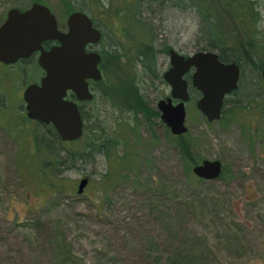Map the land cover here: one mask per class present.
Wrapping results in <instances>:
<instances>
[{"label": "rangeland", "instance_id": "rangeland-1", "mask_svg": "<svg viewBox=\"0 0 264 264\" xmlns=\"http://www.w3.org/2000/svg\"><path fill=\"white\" fill-rule=\"evenodd\" d=\"M137 1L0 0V25L10 8L43 2L62 29L83 10L103 32V78L81 102L84 133L74 141L27 116L23 92L42 72L36 59L0 61V264H264V0H210L241 62L239 87L210 122L187 75L188 131L179 137L157 103L171 92L169 49L192 54L208 38L202 16L190 0ZM137 18L153 41L141 38ZM193 155L220 159L225 174L190 177Z\"/></svg>", "mask_w": 264, "mask_h": 264}, {"label": "water", "instance_id": "water-1", "mask_svg": "<svg viewBox=\"0 0 264 264\" xmlns=\"http://www.w3.org/2000/svg\"><path fill=\"white\" fill-rule=\"evenodd\" d=\"M68 27V31L60 30L55 14L43 3L35 2L25 10L12 7L0 25V61L12 64L41 51L38 61L45 75L40 83H32L24 90L27 115L52 124L62 140L74 141L83 135L85 125L78 101L93 100L89 79L103 78L100 53L86 51L89 43L101 40L102 32L81 11L69 16ZM49 39L60 43L45 49L43 42ZM169 54L171 65L164 78L171 92L157 103L162 121L175 135L188 131L186 102L191 98L188 74L193 87L200 92L197 108L210 122L221 119L227 96L239 87V63L225 62L213 50L186 55L171 48ZM262 76L264 80V69ZM69 91L77 100L66 98ZM223 169L220 159H203L192 167L193 173L202 179L219 178ZM89 181L88 177L81 179L79 194L84 192Z\"/></svg>", "mask_w": 264, "mask_h": 264}, {"label": "trees", "instance_id": "trees-1", "mask_svg": "<svg viewBox=\"0 0 264 264\" xmlns=\"http://www.w3.org/2000/svg\"><path fill=\"white\" fill-rule=\"evenodd\" d=\"M190 1L193 5L197 6V9L202 16V23H203L202 26H203L204 32L208 36V38L204 42V45L199 50L216 51V52H218L221 60H223L225 62L237 61L239 63V65L241 66V62L239 60L238 54L233 52V51H230L232 49V45L225 43L224 39L222 38L223 36H222L221 23H220L217 15H216V13L214 11H212V7L210 5L211 1L210 0H190ZM143 3L148 4L150 7H153L154 4L158 5V7H164V6H166L167 3L180 6L182 4H185L186 0H140L139 4L143 5ZM229 5H231V2H228V6ZM240 17H241V19H243L242 15ZM134 21L137 22V26H135V29L137 28V31H140L139 34H140L141 38L143 40L149 39L148 40L149 42L153 41V29H152L151 25H149V23H147L145 21H142L140 18L134 19ZM263 48H264V46H263ZM261 53L264 54V50H262ZM146 58H149L148 59L149 65H147V66L150 67L152 65V67H150V70L151 69L153 70V66L156 65L155 58L153 56H147ZM262 64L264 65V63H262ZM236 91H237V89L234 90L233 92H236ZM226 101H227V98H226ZM225 113H226V103H225V106L223 109L222 117L224 116ZM82 115H83V113H82ZM83 118H84V116H83ZM56 135H58V134L56 133ZM171 135L173 137H179V135H175L173 133ZM51 138H53V136ZM61 141H64V140L61 139ZM120 141H121V139H116V142H120ZM53 142H55V139L53 140ZM48 145L50 146L49 148H51L53 143L49 142ZM107 146H109V145L104 146L103 144H101V146L99 148H97V151H102L104 154H108V150L105 149ZM50 150H52V149H50ZM184 152L187 155H189V154L192 155V153L190 151V145H188L187 148L185 147ZM79 155L82 156V153H80ZM71 158H72V155H71ZM125 158H126V156L124 155V156H122L121 159L126 160ZM199 162H201V160L194 157V155H193V159L191 161L185 162V171H186L187 175H189L190 177H193V178L196 177V175L192 171V167ZM225 169H226V166H224L221 177L225 174Z\"/></svg>", "mask_w": 264, "mask_h": 264}, {"label": "flooded vegetation", "instance_id": "flooded-vegetation-1", "mask_svg": "<svg viewBox=\"0 0 264 264\" xmlns=\"http://www.w3.org/2000/svg\"><path fill=\"white\" fill-rule=\"evenodd\" d=\"M40 3H43V2H40ZM43 4H45V5H47L46 3H43ZM50 9H51V11L55 14V16H56V18H57V21H58V27H59V29L60 30H62V31H68V29H69V27H68V19H69V16L73 13V12H75V11H73L72 13H70V15L68 16V18H67V20H66V23H67V29L66 30H64V29H62L61 27H60V21H59V18H58V16L56 15V13L52 10V8L49 6V5H47ZM21 10H25V9H27V8H25V9H22V8H20ZM76 11H81V12H84V13H86L91 19H92V21H93V24H94V26L95 27H97V28H99V26L97 25V23H96V21L94 20V18L90 15V14H88L87 12H85V11H83V10H76ZM7 16H8V13H7ZM7 18V17H6ZM6 20V19H5ZM4 20V21H5ZM3 21V22H4ZM100 29V28H99ZM100 31L102 32V30L100 29ZM102 38H103V32H102ZM102 38H101V40H102ZM100 40V41H101ZM99 41V42H100ZM99 42H96V43H89L88 45H87V48H86V51H97V52H99L98 51V49L96 48V46L98 45V43ZM60 42L58 41V40H52V39H49V40H46V41H44L43 42V46H44V48L45 49H50L53 45H56V44H59ZM100 53V52H99ZM40 54H41V51L40 50H38V51H35L30 57H28V58H22V59H20V60H18L17 62H15V63H12V64H16V63H18L19 61H22V60H30V59H36V65H37V67L39 68V69H41V75H40V77H39V80L38 81H36V82H33V83H40V81H41V79H42V77L45 75V70L41 67V65L39 64V56H40ZM100 55H101V53H100ZM5 64H7V63H5ZM100 64H101V62H100ZM8 65H10V64H8ZM100 69H101V66H100ZM101 71H102V69H101ZM103 73V72H102ZM189 75V74H188ZM92 81H94V80H92V79H89V84H90V89L92 90V87H91V82ZM30 84H32V83H30ZM29 84V85H30ZM92 92H93V90H92ZM24 93V92H23ZM94 93V92H93ZM95 96V95H94ZM23 98H24V96H23ZM66 98H68V99H73V100H77V98H76V95L72 92V91H69L68 92V95H67V97ZM94 99V98H93ZM88 101H91V100H87V101H78V103H79V105H80V109H81V102H88ZM176 102L178 101V100H175ZM27 109V108H26ZM81 112H82V109H81ZM28 116V115H27ZM30 118V117H29ZM31 119V118H30ZM33 121H37V120H35V119H32ZM38 122H40V121H38ZM40 123H43V122H40ZM169 128V127H168ZM170 129V128H169Z\"/></svg>", "mask_w": 264, "mask_h": 264}]
</instances>
